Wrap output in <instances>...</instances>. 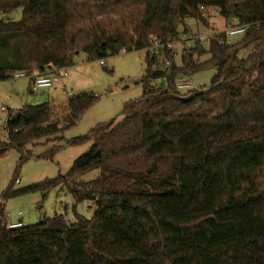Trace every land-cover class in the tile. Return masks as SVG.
I'll return each mask as SVG.
<instances>
[{"label": "trees", "instance_id": "16d2710c", "mask_svg": "<svg viewBox=\"0 0 264 264\" xmlns=\"http://www.w3.org/2000/svg\"><path fill=\"white\" fill-rule=\"evenodd\" d=\"M211 9L245 33L230 44L211 30L206 48L195 39L176 62L171 45L189 36L186 20L207 28ZM16 10L19 21L0 19V38L19 39L0 82L66 71L80 54L104 61L144 51L147 72L119 121L68 143L91 146L66 175L18 191L13 180L2 195L62 188L91 201L92 218L8 229L0 206V264H264V0H0V15ZM116 12L129 16L110 22ZM209 69L208 88L178 89ZM94 100L71 95L57 110L44 103L9 115L0 158L61 136Z\"/></svg>", "mask_w": 264, "mask_h": 264}, {"label": "rangeland", "instance_id": "374dc122", "mask_svg": "<svg viewBox=\"0 0 264 264\" xmlns=\"http://www.w3.org/2000/svg\"><path fill=\"white\" fill-rule=\"evenodd\" d=\"M129 16V12H116L109 15L110 22H120ZM205 18L209 27L205 28L194 20H186L189 36L171 45V52L179 62L181 51L192 48L195 39L205 40L214 30L223 33L225 21L216 10H207ZM21 10L8 15H0L5 22L19 21ZM211 28V29H209ZM18 38V37H16ZM241 36L226 37L228 43L237 42ZM19 39L4 40L0 38V67L15 60L16 45ZM201 45L206 48L207 42ZM244 56V55H241ZM207 58H202L201 61ZM164 60L159 59V68L165 67ZM100 61H91L85 55L74 57V65L66 69L67 77L55 82L52 87L33 92L31 77L10 79L0 82V141L6 140L4 125L9 115L28 107L50 103L54 110L65 106L66 99L71 95L86 94L95 98L92 106L80 117L77 124L67 129L57 138H42L28 144L19 152L9 149L0 158V206L4 210L7 224L21 222L22 226H33L44 219L64 216L68 223H74L75 217L80 216L90 220L96 210L91 201L76 203L74 198L62 188H54L46 192L29 193L2 201V195L13 180L18 183L11 185L12 191L26 189L32 185L41 184L58 176L66 175L75 160L85 154L91 142L69 145L71 140L86 136L94 127L105 124L113 119L119 121L126 103L137 100L142 96L140 80L147 72L145 52L120 53L115 57ZM214 70L209 69L182 79L189 83L187 90H201L210 86ZM157 81L154 85L159 86ZM185 91V90H182ZM29 155L21 162L23 155Z\"/></svg>", "mask_w": 264, "mask_h": 264}, {"label": "built area", "instance_id": "2783aa9c", "mask_svg": "<svg viewBox=\"0 0 264 264\" xmlns=\"http://www.w3.org/2000/svg\"><path fill=\"white\" fill-rule=\"evenodd\" d=\"M226 37H235V36H242L245 33V28L243 26H239L234 20L231 21V23L225 28L224 30ZM208 37V36H207ZM205 38V40H208V38ZM200 41H204L199 39ZM100 65H105L104 61H100ZM168 64H166V67ZM27 75L25 73H17L13 75V78L21 79L25 78ZM67 77V73L65 70H55L50 69L45 74H39L33 77L32 80V90L33 92L39 91V90H45L53 86L55 82H59L60 80ZM177 86L179 90H187L190 88V85L188 82L180 79L177 82ZM18 183V181H16ZM21 226L20 222H17L15 224H8V229H15Z\"/></svg>", "mask_w": 264, "mask_h": 264}, {"label": "crops", "instance_id": "0c3cea01", "mask_svg": "<svg viewBox=\"0 0 264 264\" xmlns=\"http://www.w3.org/2000/svg\"><path fill=\"white\" fill-rule=\"evenodd\" d=\"M45 73H46V72H44V74H45ZM39 74H42V73L34 72V73L32 74V76H30V77H31V80H30L31 87H32V80H33V77L36 76V75H39ZM19 222H20V221H19Z\"/></svg>", "mask_w": 264, "mask_h": 264}]
</instances>
